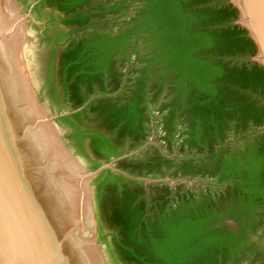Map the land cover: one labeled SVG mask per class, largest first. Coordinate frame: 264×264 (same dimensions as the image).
I'll return each mask as SVG.
<instances>
[{
    "label": "trees",
    "instance_id": "16d2710c",
    "mask_svg": "<svg viewBox=\"0 0 264 264\" xmlns=\"http://www.w3.org/2000/svg\"><path fill=\"white\" fill-rule=\"evenodd\" d=\"M34 12L53 44L52 109L93 99L58 120L76 154L96 169L155 130L161 147L118 167L197 181L103 173L95 205L111 264H264V67L230 0H43Z\"/></svg>",
    "mask_w": 264,
    "mask_h": 264
},
{
    "label": "water",
    "instance_id": "95a60500",
    "mask_svg": "<svg viewBox=\"0 0 264 264\" xmlns=\"http://www.w3.org/2000/svg\"><path fill=\"white\" fill-rule=\"evenodd\" d=\"M42 1L0 0V264H111L95 205L94 183L103 173L146 186L193 187L197 181L136 177L118 167L150 145L161 147L153 137L138 150L86 168L58 120L93 99L73 111H53L39 28L47 23L34 12ZM230 2L240 13L237 24L257 46L254 61L264 67V0Z\"/></svg>",
    "mask_w": 264,
    "mask_h": 264
},
{
    "label": "rangeland",
    "instance_id": "374dc122",
    "mask_svg": "<svg viewBox=\"0 0 264 264\" xmlns=\"http://www.w3.org/2000/svg\"><path fill=\"white\" fill-rule=\"evenodd\" d=\"M33 0H28V3L29 4H31V2H32ZM35 15H36V13H35ZM45 22V21H44ZM47 23V22H46ZM39 28H40V31H41V35H42V38H43V42H44V46H45V52H46V58H47V64H48V60H49V57H50V55H51V52H52V50H53V44H50V42L48 41V39L46 38V36H45V31H46V28L45 27H43V26H39ZM53 111H55V110H53ZM156 136H157V131H153V134H152V136L151 137H153L154 139L156 138ZM86 168L87 169H90L91 167H90V165L87 163V161H86ZM100 237V236H99ZM105 247H106V245H105ZM106 249H107V247H106Z\"/></svg>",
    "mask_w": 264,
    "mask_h": 264
},
{
    "label": "flooded vegetation",
    "instance_id": "af4514ba",
    "mask_svg": "<svg viewBox=\"0 0 264 264\" xmlns=\"http://www.w3.org/2000/svg\"><path fill=\"white\" fill-rule=\"evenodd\" d=\"M43 12L45 13V14H49L50 12H51V9L50 8H48V7H45L44 9H43ZM37 16V15H36ZM55 30H57V31H64V32H67L68 31V29L66 28V27H59V28H57V29H55ZM77 40H79V38H76ZM72 41V40H71ZM58 59H59V54H57V60H56V64L58 63ZM57 72H58V70L56 69V76H57ZM232 224V223H231Z\"/></svg>",
    "mask_w": 264,
    "mask_h": 264
},
{
    "label": "bare ground",
    "instance_id": "6f19581e",
    "mask_svg": "<svg viewBox=\"0 0 264 264\" xmlns=\"http://www.w3.org/2000/svg\"><path fill=\"white\" fill-rule=\"evenodd\" d=\"M77 196H78V194H77Z\"/></svg>",
    "mask_w": 264,
    "mask_h": 264
}]
</instances>
